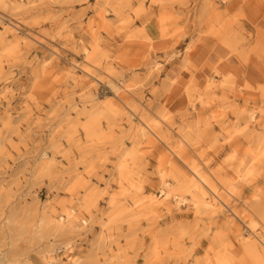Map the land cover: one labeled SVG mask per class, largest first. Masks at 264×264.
Listing matches in <instances>:
<instances>
[{
  "label": "rangeland",
  "instance_id": "374dc122",
  "mask_svg": "<svg viewBox=\"0 0 264 264\" xmlns=\"http://www.w3.org/2000/svg\"><path fill=\"white\" fill-rule=\"evenodd\" d=\"M262 9L0 0V264H264Z\"/></svg>",
  "mask_w": 264,
  "mask_h": 264
},
{
  "label": "crops",
  "instance_id": "0c3cea01",
  "mask_svg": "<svg viewBox=\"0 0 264 264\" xmlns=\"http://www.w3.org/2000/svg\"><path fill=\"white\" fill-rule=\"evenodd\" d=\"M245 24L252 30L254 36H258V43L261 49H264V9H262L261 14L256 17V21L253 25H248L247 22ZM192 41L196 43L198 46V51L192 57V63L195 65H201L205 59H208L211 53L216 48V41L209 36H199L196 38H192ZM184 52L181 53L180 57H174L171 61L174 64H184L185 62ZM185 69V68H184ZM179 75L184 78H189L190 74L186 72V70H180Z\"/></svg>",
  "mask_w": 264,
  "mask_h": 264
},
{
  "label": "bare ground",
  "instance_id": "6f19581e",
  "mask_svg": "<svg viewBox=\"0 0 264 264\" xmlns=\"http://www.w3.org/2000/svg\"><path fill=\"white\" fill-rule=\"evenodd\" d=\"M146 127V126H145ZM199 180V179H198ZM202 181V180H201ZM194 184V183H193ZM192 186V185H191ZM169 190V189H168ZM176 191V190H175ZM212 191H214V190H212ZM164 192V191H163ZM167 192V190L165 191V193ZM169 192H170V190H169ZM162 193V192H161ZM165 193H163V194H165ZM213 193V192H212ZM217 193V192H216ZM199 194V193H198ZM176 195V194H175ZM189 195H191V193L189 194ZM192 196V195H191ZM199 196H201L200 194H199ZM174 197H176V196H174ZM198 197V196H197ZM197 197H195V199H197ZM216 197V196H215ZM177 198V197H176ZM178 198H179V196H178ZM177 198V199H178ZM192 199L194 198L193 196L191 197ZM199 198V197H198ZM217 198V197H216ZM176 199V200H177ZM201 199H202V197L200 198V200L199 201H197V203L199 202L200 203V201H201ZM218 200V199H217ZM157 202V201H156ZM180 202V199L177 201V203H179ZM206 202H207V198H206ZM208 202H209V200H208ZM194 203V202H193ZM198 203V204H199ZM203 203V202H202ZM204 203H205V201H204ZM212 203V202H211ZM195 204V203H194ZM195 205H197V204H195ZM194 205V206H195ZM199 205H201V204H199ZM207 205H209V203L207 204ZM256 225L255 224H251V228L253 229L254 227H255ZM242 240H244V238L242 239ZM246 243V242H245ZM246 248H249V249H251V248H254V249H256V248H259L258 247V244H256V242H248V244H247V246H246ZM260 249H262L261 247H260ZM262 250H264V249H262Z\"/></svg>",
  "mask_w": 264,
  "mask_h": 264
},
{
  "label": "snow or ice",
  "instance_id": "6c2138e0",
  "mask_svg": "<svg viewBox=\"0 0 264 264\" xmlns=\"http://www.w3.org/2000/svg\"><path fill=\"white\" fill-rule=\"evenodd\" d=\"M239 13H237V18H238ZM224 71H226L228 73V75L225 77L226 80H235L236 79V75L234 74H238L239 71V66L237 67H233V68H226L224 69ZM245 87H247V85L245 84ZM262 92H264V87H262L261 89ZM262 112H264V108H262Z\"/></svg>",
  "mask_w": 264,
  "mask_h": 264
}]
</instances>
